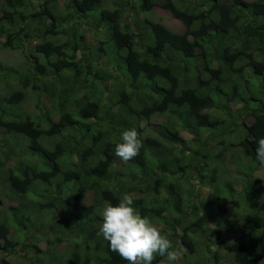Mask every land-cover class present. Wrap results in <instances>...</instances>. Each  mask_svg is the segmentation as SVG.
<instances>
[{
    "label": "trees",
    "instance_id": "trees-1",
    "mask_svg": "<svg viewBox=\"0 0 264 264\" xmlns=\"http://www.w3.org/2000/svg\"><path fill=\"white\" fill-rule=\"evenodd\" d=\"M56 1L4 0L1 9L0 46L24 51L25 42L33 40L34 46L23 68L0 61V82L17 79L20 85L9 93L0 87V249L14 252L28 234L45 232L47 248L27 243L34 258L25 264H43V257L61 264H127L96 233L105 205L115 206L131 192L137 211L170 241L179 238L185 257L201 253L200 236L203 255L210 252L215 264L225 257L226 245L233 263L264 264V199L256 195L251 202L246 193L250 207L239 225L230 206L241 209L245 202L231 195L238 194L234 189L218 195L221 175L230 170L217 164L224 150L236 145L251 173L261 167L256 149L264 137V0L160 1L185 24L183 32L140 17L158 0H125L139 18L126 23L118 0L108 7L102 4L110 0H67L66 14ZM68 18L94 29V42L76 25L63 28ZM28 88L39 95L38 111L26 109ZM153 114L164 122L143 126ZM228 119V128L218 132V148H208L201 132ZM131 128L140 133L143 147L129 167L116 171L115 144ZM183 128L194 136L182 137ZM228 135L235 140L229 142ZM191 175L211 189L199 200L207 205L203 213L182 186ZM244 186L262 190L259 178ZM88 190L92 203L84 201ZM2 193L18 204H6ZM191 196L199 199L198 193ZM210 221L216 228L208 227ZM237 226L231 245L225 234ZM13 227L24 238H12ZM62 242L68 245L58 251Z\"/></svg>",
    "mask_w": 264,
    "mask_h": 264
},
{
    "label": "rangeland",
    "instance_id": "rangeland-1",
    "mask_svg": "<svg viewBox=\"0 0 264 264\" xmlns=\"http://www.w3.org/2000/svg\"><path fill=\"white\" fill-rule=\"evenodd\" d=\"M67 0H57L55 3L57 5L60 6L62 14H66V9L64 7V3ZM120 3H124V17H123V23H126L127 21L131 22L136 21L139 19L138 15H136L133 11H131V8L129 5H127L125 0H118ZM140 0H133V2H138ZM160 1L162 0H158L157 5L149 12V14H140V17L143 19L145 16H148L150 19L153 20H157V21H161L163 22L167 27H169L170 29H172L173 31L176 32H183L185 31V24L178 18H176L171 11H169L168 9L164 8L163 6H160ZM253 1V0H250ZM4 0H0V14H1V9L3 6ZM39 3V2H38ZM37 3V4H38ZM109 5H113V0L110 1H106L102 4L103 7H108ZM91 20V19H89ZM79 20L74 19V18H68L65 19L64 24L62 25V27H72L73 25H76L77 27L81 28L83 32H86V36L89 39L88 41H92L94 42L91 32L92 30L95 31L94 29H90L88 28L89 25H85L82 24V22L84 23L85 21H82L80 24H77ZM139 22V21H138ZM141 22V21H140ZM139 22V23H140ZM134 24V23H131ZM102 31V30H101ZM5 37L2 39L4 40ZM65 37L64 36H60V40H64ZM34 41V40H33ZM33 41L32 42H25V50L22 51V47L21 46H16V47H11V46H0V61L3 62V64H10L12 65V67L14 68H23V66L25 67V61H26V57L25 54L28 52H31L33 50ZM36 42V41H35ZM96 43V42H95ZM88 52V50H87ZM98 62V61H97ZM96 62V63H97ZM111 86V85H110ZM0 87L4 88V91L7 93L11 92L14 87H20L18 80L17 79H10L9 83H7L5 81V79H2V81L0 82ZM254 89L258 88L256 86H254ZM27 93H28V99L26 101V109L30 112L33 111H38L35 107V104L37 102H39V95H37V92L33 91L32 88H28L27 89ZM44 104H49V101L47 100V98L44 99ZM50 106V104H49ZM247 120V122H250L252 120L251 116H246L245 118ZM165 117H163L161 114H153L150 118L149 121H143L142 125H146L148 122H151V126L154 128L156 126H158L160 123L164 122ZM230 125V119H228L226 121V123L224 125H221L220 127L215 128L214 130L211 129H204L201 132V138L203 140L206 141V143L208 144V148H213V150L216 148H218L219 146V142H220V138L221 136L218 134V132L222 129V128H228V126ZM149 125V128H152ZM150 130V129H149ZM155 132V131H154ZM155 135H157L156 133H154ZM181 136L184 138H192L193 132H191L188 128H183L181 129L180 132ZM0 138H2V133L0 131ZM235 140V136L233 135H228V141L230 142L231 140ZM156 149H150L151 153H155ZM222 164L224 166V168L226 170H230V173H222L221 177H222V181L221 182V189H219V196L224 195V193H228V189L230 188L231 190L234 189L235 191L238 192V194H231L233 197H238L241 201H244V205L241 209H234V207L231 205V210L236 215L239 216V218H235L236 221L240 223L242 222L241 219L246 217V210L249 209L250 207V203L248 202V197L247 200L246 199V193H249V197L252 201H255V197L256 195L262 196L264 199V167H260L258 169L255 170L254 173H251V171H249L247 168L250 165V162L248 160L247 157L244 156L243 154H240L239 148L236 145H232L229 148L227 147V150H224V154L223 157L218 159V163L217 164ZM122 163L119 158L116 159L115 161V169L117 170H123L120 169L122 167H127L128 164H131V162H128L127 164ZM129 167V166H128ZM246 167V169H245ZM245 169V170H244ZM190 173L192 174L195 169H192V167L189 168ZM256 178H259V180L261 181V189L259 193L254 192L253 188L250 189H246L245 190V186H251L254 184V180ZM176 182L177 181H181L180 178L178 179L176 177ZM182 186L187 187L188 191L187 194H190V198L192 200L191 203H193V205H199V208L201 209V213H203V207L207 208V205L203 206L201 204L200 198H202V201H205L206 197L208 196L209 192H210V188L207 186V184L202 183L200 180H198L197 178L193 177V175L190 176V180L187 182H183ZM195 186V188H194ZM248 191V192H246ZM241 192V193H239ZM195 193V195L198 193L199 194V199L195 198V196H191V194ZM3 201L6 204H12V205H16L18 204L16 202V200H12V197L10 198L9 196H6L4 193H2ZM85 203H92L94 201V195L91 192V190H88V193L85 197ZM199 203V204H198ZM206 203V202H205ZM191 206V205H189ZM211 207V205H210ZM193 208V207H192ZM195 208H193L194 210ZM192 210V209H191ZM200 211V210H199ZM56 222V221H55ZM12 226V225H11ZM217 223L214 221H210L208 227H212V228H216ZM240 226H237L236 229L234 231H232L231 233H226L225 234V238L228 239L232 245V242L234 241V235L237 234L240 230ZM232 228H230L231 230ZM39 231H46L45 227H41V229H39ZM197 232L199 234L202 233V230L198 229ZM45 232L43 234V232L40 234V236H33V232L31 234H28V237H26V242L24 244H20L19 246H17V250L12 252L10 251V249H0V262L3 259H6L7 261H9V264H25V262L27 263V260L30 258H34L33 254L34 252H32L31 250L28 249V247L26 246L27 243H35L36 241H39L38 243V248H40L42 251H44L47 248V243L44 241L45 237ZM50 235V234H49ZM198 235V234H197ZM12 238L17 239V240H21L22 238H24V235H22V233H19L16 228L13 227L12 229V233H11ZM206 237V236H205ZM43 238V239H42ZM177 241V242H176ZM198 241L197 242V249L201 251V253L199 254L198 252H195L193 254H189L187 257H185V255L183 254L185 251V248L182 247L180 245L179 242V238H177V240H172L171 242H173L174 244H177L179 247V251L181 252V258L178 261V264H188L186 259H189L190 261L194 262V264H211V258H212V263H214L213 260V255L211 256V253H205L206 255H203V246L200 245L202 244L201 241H203V239L198 236ZM73 244V243H71ZM68 243L66 242H62L60 244H57V250H65L67 247ZM216 246H218L217 244L215 246H213V249H216ZM221 251L224 253V258L221 260L220 264H235L232 261V257H231V252H232V248L230 245H226L223 246L221 248ZM43 253L40 254L41 257H43ZM203 255V257H202ZM211 256V257H210ZM60 258V257H58ZM58 260V259H57ZM56 259H52V260H48L46 259V257H43V264H59L60 262H57ZM41 262V261H40ZM49 262V263H47ZM62 263V262H61ZM60 263V264H61ZM42 264V263H40Z\"/></svg>",
    "mask_w": 264,
    "mask_h": 264
},
{
    "label": "clouds",
    "instance_id": "clouds-1",
    "mask_svg": "<svg viewBox=\"0 0 264 264\" xmlns=\"http://www.w3.org/2000/svg\"><path fill=\"white\" fill-rule=\"evenodd\" d=\"M257 144L256 160L264 167V137L259 138ZM142 147L140 133L135 128L126 129L120 133L114 155L127 164L139 155ZM136 198L135 193L125 192L115 206L106 204L97 236L107 241L110 250L127 264H153L157 257L161 258L160 264H178L181 252L173 248L157 224L137 211Z\"/></svg>",
    "mask_w": 264,
    "mask_h": 264
}]
</instances>
